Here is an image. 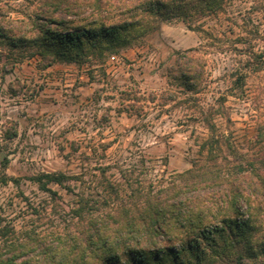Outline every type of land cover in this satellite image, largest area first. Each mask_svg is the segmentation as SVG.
Returning <instances> with one entry per match:
<instances>
[{
  "label": "trees",
  "instance_id": "trees-1",
  "mask_svg": "<svg viewBox=\"0 0 264 264\" xmlns=\"http://www.w3.org/2000/svg\"><path fill=\"white\" fill-rule=\"evenodd\" d=\"M257 3L253 0L226 16L240 30L229 47L245 54L244 69L255 72L264 68V50L257 48L263 46L264 33L250 15L263 10ZM233 4L234 0H41L36 14L26 20L0 18V53L7 50L4 65L10 68L34 55L43 67L55 61L93 64L141 42L158 22L174 17L220 50L225 40L205 26V19L227 14ZM83 7L88 16L79 13ZM197 52H175L167 65L165 75L174 90L152 93L150 98L132 88L122 90L120 111L140 115L154 98L159 105L197 100L208 84L207 60ZM238 70L233 83L242 90L246 74ZM225 101L220 98L211 109L229 124ZM202 117L209 134L199 144L200 158L189 168L148 184L125 174L124 184L107 181L98 199L79 197L67 212L68 221L63 218L62 232L47 235L30 228L24 238L16 239L10 236L12 228H0V264H264V123L249 146L240 150L229 134H217L210 114ZM75 177L42 172L29 179L56 199L57 191L49 185L65 186ZM10 179L0 174V184Z\"/></svg>",
  "mask_w": 264,
  "mask_h": 264
},
{
  "label": "rangeland",
  "instance_id": "rangeland-1",
  "mask_svg": "<svg viewBox=\"0 0 264 264\" xmlns=\"http://www.w3.org/2000/svg\"><path fill=\"white\" fill-rule=\"evenodd\" d=\"M252 2L234 0L227 14L205 19V26L225 40L220 50L210 46L204 34L174 17L158 22L141 42L93 64L55 61L43 67L34 55L10 68L4 65L7 50L2 51L0 174L11 179L0 184V228H12L10 236L16 239L24 238L30 228L47 235L62 232L66 229L63 218L68 221L67 212L79 197L98 199L107 181L124 184L125 174L132 181L141 178L148 184L189 168L192 160L200 158L199 144L209 134L202 116L210 114L217 134H229L231 142L245 150L258 125L264 123V68L244 69L245 54L229 47L240 30L226 16ZM39 4L41 0H0V18L26 20L36 14ZM260 4L263 10L250 15L264 33V0ZM83 12L84 7L79 13ZM260 42L263 46L257 48L263 51L264 41ZM189 48H196L207 60L208 84L197 100H169L159 105L154 98L140 115L120 111L122 90H138L145 98L174 90L165 69L175 52ZM237 68L246 74L242 90L233 83ZM222 97L226 98L229 124L211 109L217 108ZM42 172L76 177L65 186L50 184L59 196L52 199L29 179ZM3 240L0 237L1 245Z\"/></svg>",
  "mask_w": 264,
  "mask_h": 264
}]
</instances>
